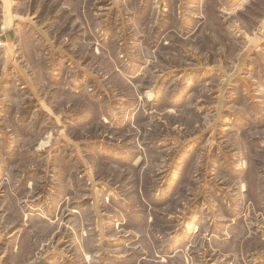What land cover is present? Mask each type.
Listing matches in <instances>:
<instances>
[{"label": "rangeland", "instance_id": "obj_1", "mask_svg": "<svg viewBox=\"0 0 264 264\" xmlns=\"http://www.w3.org/2000/svg\"><path fill=\"white\" fill-rule=\"evenodd\" d=\"M0 264H264V0H0Z\"/></svg>", "mask_w": 264, "mask_h": 264}]
</instances>
